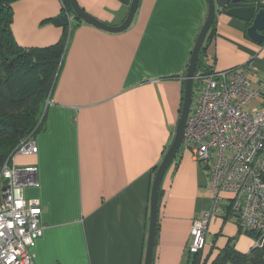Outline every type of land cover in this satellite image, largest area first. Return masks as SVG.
Masks as SVG:
<instances>
[{
  "label": "crops",
  "instance_id": "1",
  "mask_svg": "<svg viewBox=\"0 0 264 264\" xmlns=\"http://www.w3.org/2000/svg\"><path fill=\"white\" fill-rule=\"evenodd\" d=\"M76 1L110 27L123 23L132 2ZM214 5L201 64L222 72L251 62L250 88L258 89L264 42L251 41L248 24L226 15L230 0ZM61 9V0L15 2L16 43L25 49L56 44L63 29L44 21ZM207 10L206 0H139L130 27L120 33L74 18L44 127L33 138L37 153L17 154L9 164L37 169V186L23 190L41 209L42 235L30 248L34 264H144L151 184L173 139ZM263 107L264 88L249 108ZM3 187L0 182V202ZM224 198L207 227L201 254L208 263L227 244L242 254L252 248ZM210 204L206 171L180 148L161 184L153 264H187L191 225Z\"/></svg>",
  "mask_w": 264,
  "mask_h": 264
},
{
  "label": "built area",
  "instance_id": "2",
  "mask_svg": "<svg viewBox=\"0 0 264 264\" xmlns=\"http://www.w3.org/2000/svg\"><path fill=\"white\" fill-rule=\"evenodd\" d=\"M264 6V0H261ZM74 15H67L71 30ZM251 62L228 71L195 76L192 103L181 143L209 177L211 204L196 218L190 235V254L203 251L210 220L229 196V213L239 229L253 238L250 250L264 249V107L249 108L264 88H250ZM37 153L35 141L23 140L17 154ZM3 184L0 202V264H34L30 248L43 231L36 200H26L23 190L37 186L36 167L0 168Z\"/></svg>",
  "mask_w": 264,
  "mask_h": 264
},
{
  "label": "trees",
  "instance_id": "3",
  "mask_svg": "<svg viewBox=\"0 0 264 264\" xmlns=\"http://www.w3.org/2000/svg\"><path fill=\"white\" fill-rule=\"evenodd\" d=\"M17 1L0 0V168L10 164L23 140L33 139L44 127L47 100L62 64L69 33L67 15H74L69 0H61V13L44 23L62 28V38L54 45L25 49L16 43L11 32L13 4ZM204 50L202 47L199 53L195 76L213 72L201 64ZM201 253L189 254L187 264H264V249L242 254L227 244L210 263Z\"/></svg>",
  "mask_w": 264,
  "mask_h": 264
},
{
  "label": "water",
  "instance_id": "4",
  "mask_svg": "<svg viewBox=\"0 0 264 264\" xmlns=\"http://www.w3.org/2000/svg\"><path fill=\"white\" fill-rule=\"evenodd\" d=\"M138 2L139 0H132L127 16L120 26L110 27L85 13L78 6L76 0H69L72 13L77 19L108 33H120L130 27L137 10ZM206 2L208 8L207 15L196 38L184 76L183 101L177 125L173 134V139L161 163L154 173L151 184L149 197V222L144 264H153L154 245L158 228V201L162 180L173 158L181 148L186 120L188 118L192 103L193 83L195 79V70L199 53L206 38L207 32L209 31L215 19L214 0H206ZM230 5L231 8L226 10V15L247 23L248 27L246 28V35L248 38L256 44H262L264 42V6L261 4V0H230Z\"/></svg>",
  "mask_w": 264,
  "mask_h": 264
},
{
  "label": "rangeland",
  "instance_id": "5",
  "mask_svg": "<svg viewBox=\"0 0 264 264\" xmlns=\"http://www.w3.org/2000/svg\"><path fill=\"white\" fill-rule=\"evenodd\" d=\"M70 33V32H69ZM69 33H67V37L65 38V43H64V46H65V48H66V46H67V44H68V40H69ZM195 86L196 87H198L199 86V84L198 83H196L195 84ZM241 233L240 234H243V235H249V234H245L243 231H240ZM250 239H251V243H252V245H253V238L250 236Z\"/></svg>",
  "mask_w": 264,
  "mask_h": 264
}]
</instances>
